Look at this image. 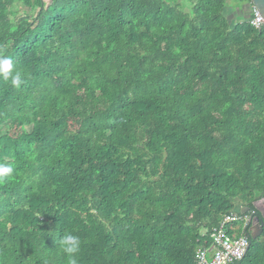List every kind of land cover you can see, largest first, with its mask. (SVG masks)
<instances>
[{
	"label": "trees",
	"instance_id": "trees-1",
	"mask_svg": "<svg viewBox=\"0 0 264 264\" xmlns=\"http://www.w3.org/2000/svg\"><path fill=\"white\" fill-rule=\"evenodd\" d=\"M229 0H0V264H197L264 194V22ZM242 3L249 0H236ZM204 232H206L204 234ZM231 264H264V226Z\"/></svg>",
	"mask_w": 264,
	"mask_h": 264
},
{
	"label": "built area",
	"instance_id": "built-area-1",
	"mask_svg": "<svg viewBox=\"0 0 264 264\" xmlns=\"http://www.w3.org/2000/svg\"><path fill=\"white\" fill-rule=\"evenodd\" d=\"M251 22L258 27L263 19L254 13ZM250 222L249 213L231 211L223 214L219 224L208 231L207 240L197 247L195 251L197 264H231L240 260L249 244L247 232Z\"/></svg>",
	"mask_w": 264,
	"mask_h": 264
},
{
	"label": "clouds",
	"instance_id": "clouds-1",
	"mask_svg": "<svg viewBox=\"0 0 264 264\" xmlns=\"http://www.w3.org/2000/svg\"><path fill=\"white\" fill-rule=\"evenodd\" d=\"M0 79L8 81L12 87L17 89L24 83L22 74L15 68L11 56L0 55ZM13 171L11 167L0 164V180L11 175ZM81 245V238L70 232L64 233L58 239V246L62 253L68 258L69 264H79L78 255L81 250Z\"/></svg>",
	"mask_w": 264,
	"mask_h": 264
},
{
	"label": "water",
	"instance_id": "water-1",
	"mask_svg": "<svg viewBox=\"0 0 264 264\" xmlns=\"http://www.w3.org/2000/svg\"><path fill=\"white\" fill-rule=\"evenodd\" d=\"M250 4L254 10L255 15L258 16L259 18L263 19V22H264V0H250ZM262 197H264V194ZM254 208L260 214L263 211V209L257 204V202L255 203ZM239 211H240V213H247L248 208H246L245 206H242ZM263 225H264V223L261 222L260 217L258 215H255L253 218H251V225H250L249 230L247 232L249 244H248V247L246 249V252L249 248L251 240H254L255 238H257L261 234V232L263 230Z\"/></svg>",
	"mask_w": 264,
	"mask_h": 264
},
{
	"label": "rangeland",
	"instance_id": "rangeland-1",
	"mask_svg": "<svg viewBox=\"0 0 264 264\" xmlns=\"http://www.w3.org/2000/svg\"><path fill=\"white\" fill-rule=\"evenodd\" d=\"M251 9L253 8L250 7L248 2L246 1L240 3L239 1L237 2L236 0H229L228 5L226 6L224 12L230 21H236L240 17L245 16V14L250 12Z\"/></svg>",
	"mask_w": 264,
	"mask_h": 264
},
{
	"label": "flooded vegetation",
	"instance_id": "flooded-vegetation-1",
	"mask_svg": "<svg viewBox=\"0 0 264 264\" xmlns=\"http://www.w3.org/2000/svg\"><path fill=\"white\" fill-rule=\"evenodd\" d=\"M256 202L263 209V211L261 213L262 215L256 209L250 210V208L248 206H245L246 208H248V212L247 213H249L251 215V218H253L255 215H258L260 217L261 222L264 223V197H261L258 200H255L253 202L254 206H255ZM250 225H251V222H250Z\"/></svg>",
	"mask_w": 264,
	"mask_h": 264
}]
</instances>
